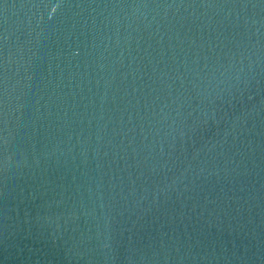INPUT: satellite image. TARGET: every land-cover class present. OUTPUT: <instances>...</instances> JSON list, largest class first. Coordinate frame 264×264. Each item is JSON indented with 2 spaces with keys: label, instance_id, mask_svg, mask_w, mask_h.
Segmentation results:
<instances>
[{
  "label": "water",
  "instance_id": "1",
  "mask_svg": "<svg viewBox=\"0 0 264 264\" xmlns=\"http://www.w3.org/2000/svg\"><path fill=\"white\" fill-rule=\"evenodd\" d=\"M0 264H264V0H0Z\"/></svg>",
  "mask_w": 264,
  "mask_h": 264
}]
</instances>
